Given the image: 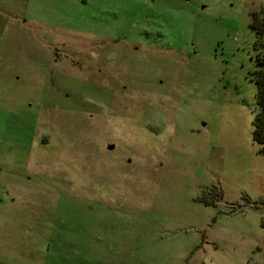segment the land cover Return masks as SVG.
I'll return each mask as SVG.
<instances>
[{"label": "rangeland", "instance_id": "1", "mask_svg": "<svg viewBox=\"0 0 264 264\" xmlns=\"http://www.w3.org/2000/svg\"><path fill=\"white\" fill-rule=\"evenodd\" d=\"M260 10L0 0V264H264Z\"/></svg>", "mask_w": 264, "mask_h": 264}, {"label": "trees", "instance_id": "2", "mask_svg": "<svg viewBox=\"0 0 264 264\" xmlns=\"http://www.w3.org/2000/svg\"><path fill=\"white\" fill-rule=\"evenodd\" d=\"M250 28L255 31L257 41L264 45V14L262 10L253 13ZM264 64V59L262 60ZM254 80L256 86L257 109L254 114L252 139L263 146L264 154V68L254 72Z\"/></svg>", "mask_w": 264, "mask_h": 264}, {"label": "flooded vegetation", "instance_id": "3", "mask_svg": "<svg viewBox=\"0 0 264 264\" xmlns=\"http://www.w3.org/2000/svg\"><path fill=\"white\" fill-rule=\"evenodd\" d=\"M143 31L146 32V29L144 28Z\"/></svg>", "mask_w": 264, "mask_h": 264}, {"label": "water", "instance_id": "4", "mask_svg": "<svg viewBox=\"0 0 264 264\" xmlns=\"http://www.w3.org/2000/svg\"><path fill=\"white\" fill-rule=\"evenodd\" d=\"M112 148H113V146L110 147V149H112Z\"/></svg>", "mask_w": 264, "mask_h": 264}]
</instances>
